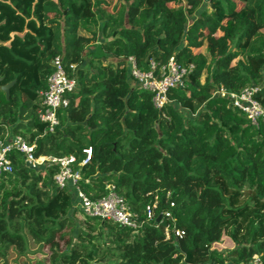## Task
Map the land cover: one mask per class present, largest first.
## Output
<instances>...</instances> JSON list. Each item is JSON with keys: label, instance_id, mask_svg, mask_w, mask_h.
I'll return each mask as SVG.
<instances>
[{"label": "trees", "instance_id": "16d2710c", "mask_svg": "<svg viewBox=\"0 0 264 264\" xmlns=\"http://www.w3.org/2000/svg\"><path fill=\"white\" fill-rule=\"evenodd\" d=\"M115 2L0 0V87L14 82L9 99L0 90V142L75 157L81 190L99 200L114 187L142 227L83 215L56 165L35 171L14 150L0 177V264L27 254L28 237L48 251L37 264H264V121L218 94L259 86L264 104V0ZM130 57L141 71L170 58L192 69L159 110ZM56 58L78 88L50 132L39 114ZM168 225L184 236L167 239Z\"/></svg>", "mask_w": 264, "mask_h": 264}, {"label": "built area", "instance_id": "2783aa9c", "mask_svg": "<svg viewBox=\"0 0 264 264\" xmlns=\"http://www.w3.org/2000/svg\"><path fill=\"white\" fill-rule=\"evenodd\" d=\"M130 65V73L134 79V83L143 90L153 93V103L157 109H162L168 103V92L175 88H184L192 67L184 68L179 65L174 58L157 68L155 63L150 64L149 71H141L133 57L128 58ZM55 71L48 78V85L42 92L43 110L39 114V119L47 124L49 131L53 132L59 125L58 111L68 106L69 100L67 95L77 91L78 84L76 78H71L66 74L61 59L56 58L53 61ZM72 69L75 66H71ZM259 86H251L240 93H228L221 89L218 91L220 96L229 100L230 105L243 113L251 124L258 126L260 121H264V104L256 99ZM18 151L24 160V163L35 171L48 170L51 166L56 165L58 171L54 176L55 183L58 187L73 191L76 205L83 215L92 218H100L115 222L121 226L128 227L133 230H139L142 222L137 214L132 213L123 197L117 195L114 187H109V194L99 200H92L80 188L79 182L81 176L74 171L73 164L76 158L73 156L54 158L35 156L34 146L29 145L22 137L14 136L7 141L0 142V177L9 175L13 172L12 160L10 153ZM86 156L83 165L91 159V148L83 151ZM174 206V204H171ZM157 205L148 206L146 208V219L152 220L155 217L154 210ZM166 218H172L169 212L162 214ZM161 215V217H162ZM167 239L172 235L182 238L184 232L176 227L165 228ZM234 264V263H233ZM249 264H258L256 257Z\"/></svg>", "mask_w": 264, "mask_h": 264}, {"label": "rangeland", "instance_id": "374dc122", "mask_svg": "<svg viewBox=\"0 0 264 264\" xmlns=\"http://www.w3.org/2000/svg\"><path fill=\"white\" fill-rule=\"evenodd\" d=\"M103 1L106 3V8L110 11L112 10V8L116 7L115 0H103ZM81 33L90 36L85 31H81ZM92 45H94V44H92ZM203 52L207 56V58L210 60V56H209V53L206 49V46L203 48ZM74 216H75V219L77 221L83 220V218H82L83 215H81L80 213H75ZM28 241H29L28 253L23 255V256H18L15 252L11 251L10 256L8 258V261H7V264H37L38 261L47 257V255H48L47 249H44V248L36 245L30 237H28ZM231 246H232L231 243L226 241L221 245H217V249L222 251V250H225Z\"/></svg>", "mask_w": 264, "mask_h": 264}, {"label": "water", "instance_id": "95a60500", "mask_svg": "<svg viewBox=\"0 0 264 264\" xmlns=\"http://www.w3.org/2000/svg\"><path fill=\"white\" fill-rule=\"evenodd\" d=\"M2 79L0 78V81H1ZM14 84V82L13 83H10V84H8V85H6V86H1L0 87V90L2 91V92H4L5 93V97H6V99H9V96H10V89H11V87H12V85Z\"/></svg>", "mask_w": 264, "mask_h": 264}]
</instances>
